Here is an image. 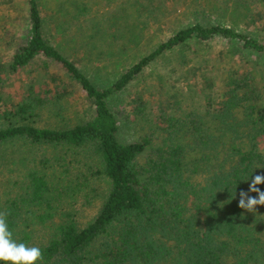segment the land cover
Instances as JSON below:
<instances>
[{
    "label": "trees",
    "instance_id": "trees-1",
    "mask_svg": "<svg viewBox=\"0 0 264 264\" xmlns=\"http://www.w3.org/2000/svg\"><path fill=\"white\" fill-rule=\"evenodd\" d=\"M26 1L14 48H0V167L17 179L12 185L7 179L0 211L8 213L13 239L41 249L36 264H264V205L253 213L238 207L239 192L264 175V35L247 30L256 1L189 2L191 15L207 10L214 17L195 16L106 88L96 86L48 31L61 36L79 20L99 30L115 15L92 16L90 0ZM166 6L165 0L121 1L117 13L128 11L125 19L133 23L124 24L131 32L138 23L143 29L178 12ZM3 29L0 47L11 45ZM217 42L225 46L212 48ZM169 54V78H200L202 87L189 92L191 107L173 114L151 119L150 108L140 104L134 115L146 130L125 135L127 122L111 109V97ZM51 67L61 75L51 74ZM22 73L30 81H22L15 96L6 92ZM59 77L83 93L87 113L67 114L71 104ZM31 148L49 149L51 157L28 154ZM79 153L96 161L81 168ZM99 175L108 189L93 218L79 226L66 206L78 193L90 203L86 187ZM258 187L264 191V183Z\"/></svg>",
    "mask_w": 264,
    "mask_h": 264
},
{
    "label": "rangeland",
    "instance_id": "rangeland-1",
    "mask_svg": "<svg viewBox=\"0 0 264 264\" xmlns=\"http://www.w3.org/2000/svg\"><path fill=\"white\" fill-rule=\"evenodd\" d=\"M42 1L50 4L49 1L52 0ZM90 1L92 16L96 15L97 17L99 15L100 19H103L110 16V14H114L115 20H110L111 18L103 20L102 29L99 30L92 29L90 26L84 28L83 26L85 23L79 20L71 29L67 30L68 33L66 34L62 33L60 36L59 33L56 35L54 34V31L49 30L48 35L53 36L51 40L54 43H57L56 36L59 37V42H61L60 50L69 56V58L90 78V80L100 88L110 86L112 81H114L124 69L129 67L131 63L150 51L158 41L165 39L175 30L185 25V23L193 20L195 16L200 17V19H203L206 16L214 17V15L207 10L204 11V15H191V11L188 12L186 10L189 2H191V5L193 6L194 4L199 5V1L165 0L166 7H173V9L178 11L173 14L174 16L158 20L157 23L150 21L148 26H144L143 29H140L141 26L138 23L137 26H132L130 32L131 26L127 27V24H124V19L129 14L128 11L117 13L118 5L121 1L129 6L130 0H113L112 2H109L108 5L106 3H101L107 2V0ZM255 1L256 2L251 5L250 18L247 20V22H253L248 25L247 30L260 36L264 35V0ZM26 15V0H0V16L4 17V20L2 19V21H0V25L2 24L5 29L1 31V35L3 36L2 39H4V41L11 44H2V47H0L2 52L4 51V47L11 49L14 48L16 43L15 37L17 38V36L20 35V29L23 25V20L25 21ZM67 18L68 16H64V19ZM115 21L116 26H112ZM126 21H128L127 23H133L130 19ZM10 24H12L11 27ZM242 26L245 27L243 24ZM61 27L62 29H65V23H62ZM8 31H10V33H8ZM135 34L137 35L136 38H134ZM262 41L264 43V38H262ZM223 46H225V44L219 42L212 44V48L216 49H220ZM170 55L171 54L166 55L157 62L147 66L145 71L126 85L123 91L118 92L111 97L109 101L111 109L118 111L121 124L127 122V127L125 126L123 128V130L125 129V135L127 134L131 136L133 133V136L131 137L135 138L146 130L145 123L137 122L134 115L136 107L140 104H145L147 108H150V115L148 117L151 119L155 117L154 115H158V113L162 111L168 114H173L175 113L174 109H188L191 107L189 92H196L194 89L195 85H197V87H202L201 80L198 78L189 81L180 77L174 78L172 76L169 78L168 75H170V68H168V66L171 63ZM46 71L47 70H45V73ZM49 71L51 74H58L57 76L61 75L60 72L56 73V69L52 67L49 68ZM45 79L49 85L54 83L50 81L47 74ZM22 81H26L27 83L30 81V78L27 76L25 77V74L23 73L21 78L20 76L18 79L12 78L10 82L11 86L6 89V92L12 93V95L15 96L17 93L15 88L22 85ZM56 81L58 83L61 82V84H59L60 89H67L66 91H68V95L65 96V99L68 98L71 105L66 106L67 108L65 111L67 114L73 110H77L84 114L87 113L86 111L88 110L89 103H87L86 100H83L84 95L81 91L77 90V86L62 77L57 78ZM206 91L208 92V90ZM185 98L187 104H183ZM187 99L190 100L188 101ZM151 105L152 108L150 107ZM177 113H179V111H177L176 114ZM45 119L48 121L46 117ZM50 122L51 121H49V123ZM121 137L124 138L123 136ZM31 150L36 152V154L44 153V155H47L48 157H51L52 153L49 149L31 148L28 149V154ZM32 155H34V153H32ZM70 157L71 156H68L67 159ZM77 157L81 159V168L82 166H89L91 161H96L95 156L86 155L85 153H79ZM56 169L59 171L61 170V167L58 166ZM10 174L11 177L8 178L9 173L6 166L0 167V197L2 198L5 197L4 191L8 189L7 184L9 183L7 179L9 180L10 185L17 180L15 179V172ZM76 174L77 173H72L73 176H76ZM87 185L86 190L90 196V203L84 204L82 201V195L78 193V200L76 199L71 206L69 204L66 206L68 211L71 209L74 210L75 220L79 226L85 225L93 218L108 189L107 180L100 175L90 177Z\"/></svg>",
    "mask_w": 264,
    "mask_h": 264
},
{
    "label": "clouds",
    "instance_id": "clouds-1",
    "mask_svg": "<svg viewBox=\"0 0 264 264\" xmlns=\"http://www.w3.org/2000/svg\"><path fill=\"white\" fill-rule=\"evenodd\" d=\"M262 183H264V175L252 177L247 192L243 190L239 192V208L253 213L256 206L264 205V191L258 187ZM249 193H256V196H250ZM235 195L234 192L233 198ZM7 216L6 211H0V262H5V264H36L37 261L42 260L43 254L39 247L17 243L13 239V234L8 227Z\"/></svg>",
    "mask_w": 264,
    "mask_h": 264
}]
</instances>
